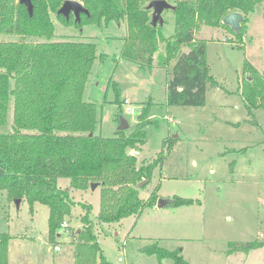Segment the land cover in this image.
<instances>
[{
    "label": "rangeland",
    "instance_id": "1",
    "mask_svg": "<svg viewBox=\"0 0 264 264\" xmlns=\"http://www.w3.org/2000/svg\"><path fill=\"white\" fill-rule=\"evenodd\" d=\"M175 5L179 0H168ZM193 3L196 0H191ZM153 12V10H152ZM55 34L51 39L30 37L32 42H93L97 58L87 82L84 99L97 107L95 133L116 135L120 117L134 130L139 114L151 103V123L147 141L135 152L139 163L164 156L151 181L140 188V197L148 199L156 191L159 198H191L190 205L148 206L139 214L120 222L98 219L101 185L74 189L67 177L59 186L76 201L59 228L55 240H49L50 208L27 199L20 203L0 191V233L12 236L8 260L11 264H75L74 234L83 226L84 210L79 202L92 205L90 214L100 247L112 264H179L173 257L160 258L142 251L146 245L178 251L188 264H264V246L249 253L228 254L231 242L264 241V109H255L256 123L248 114L242 96L246 62L264 69V5L249 14L243 41L232 29L202 25L195 33L206 43L210 74L218 85H208L204 106L171 105L168 102L170 70L160 61L166 43L160 42L152 68H142L122 57L127 37L126 22L67 26L51 13ZM164 23L158 30L170 37L176 30L173 8L165 9ZM75 20L74 14L71 16ZM152 21V13H151ZM19 40L16 35L0 33V41ZM182 52L190 47L182 46ZM118 99V101H117ZM130 102L134 113H128ZM13 107L0 133L12 131ZM60 246V249H55Z\"/></svg>",
    "mask_w": 264,
    "mask_h": 264
},
{
    "label": "trees",
    "instance_id": "2",
    "mask_svg": "<svg viewBox=\"0 0 264 264\" xmlns=\"http://www.w3.org/2000/svg\"><path fill=\"white\" fill-rule=\"evenodd\" d=\"M65 0H32L30 12L21 0H0V33L16 35L19 40L0 41V124H5L13 107V127L0 133V191H7L11 201L27 199L33 210L39 202L50 208L49 240L54 241L67 215L76 205L67 190L58 184L67 177L71 187L86 190L92 183L101 185L98 219L120 222L148 206H156L154 191L148 199L140 197L138 183L152 179L164 156L139 163L135 152L147 141L151 123V103L143 106L133 131H117L104 137L95 133L97 107L84 99V92L97 58L93 42H32L30 37L51 39L56 13L67 26L82 28L86 24L104 25L126 22L127 37L122 57L138 66L152 68L160 42L166 43L160 61L172 63L168 86L171 105L204 106L207 86H217L210 74L206 43L195 33L202 25L227 27L224 18L233 12L244 15L237 40L243 41L249 14L264 0H179L174 6L176 30L165 37L151 22L153 0H79L89 10L81 19H66L57 12ZM75 17V16H74ZM186 44L190 51L182 52ZM242 96L248 114L256 123L255 109H264V69L259 71L246 62ZM182 88V89H181ZM118 101V99H117ZM120 121V119H119ZM191 198L174 197L175 206L190 205ZM84 210L83 226L75 232V264H112L97 240L95 224L90 218L92 205L79 202ZM168 204V205H169ZM8 233H0V264H9ZM228 254L249 253L264 246V241L231 242ZM56 247V246H55ZM143 252L160 258L173 257L188 264L178 251L153 243Z\"/></svg>",
    "mask_w": 264,
    "mask_h": 264
},
{
    "label": "water",
    "instance_id": "3",
    "mask_svg": "<svg viewBox=\"0 0 264 264\" xmlns=\"http://www.w3.org/2000/svg\"><path fill=\"white\" fill-rule=\"evenodd\" d=\"M25 3L31 12L33 9L32 0H21ZM175 6L172 5L168 0H153L149 3L148 8L152 9V25L157 26V24H163L164 18L162 16L165 9L174 8ZM59 15H63L66 19H69L71 14H74L76 21L81 19L82 14L90 15L89 10L84 6V4L79 0H65L62 6L59 8L58 12ZM244 15L241 12H233L228 14L223 23L231 27V29L235 32H239L242 20ZM182 89V88H181ZM130 128V124L128 120L124 117H120V122L118 126V131H126ZM138 153V151H136ZM149 180H143L138 183L137 187L141 188L145 183ZM98 183H92L91 188L94 190L96 189ZM17 203H20V200H16ZM172 202V199H164L159 198L157 201L158 207H164Z\"/></svg>",
    "mask_w": 264,
    "mask_h": 264
},
{
    "label": "built area",
    "instance_id": "4",
    "mask_svg": "<svg viewBox=\"0 0 264 264\" xmlns=\"http://www.w3.org/2000/svg\"><path fill=\"white\" fill-rule=\"evenodd\" d=\"M126 103L128 104L127 112H128V113H134L135 110H136L135 107L132 106V105L130 104V102H128V101H126ZM62 225H63L64 228L69 227V224H68L66 221H64V223H63ZM55 249L59 250V249H60V246H56Z\"/></svg>",
    "mask_w": 264,
    "mask_h": 264
},
{
    "label": "crops",
    "instance_id": "5",
    "mask_svg": "<svg viewBox=\"0 0 264 264\" xmlns=\"http://www.w3.org/2000/svg\"><path fill=\"white\" fill-rule=\"evenodd\" d=\"M12 237V236H11ZM11 241V240H10ZM9 245H10V243H9ZM9 264H11L10 262H9Z\"/></svg>",
    "mask_w": 264,
    "mask_h": 264
},
{
    "label": "flooded vegetation",
    "instance_id": "6",
    "mask_svg": "<svg viewBox=\"0 0 264 264\" xmlns=\"http://www.w3.org/2000/svg\"><path fill=\"white\" fill-rule=\"evenodd\" d=\"M72 15V14H71Z\"/></svg>",
    "mask_w": 264,
    "mask_h": 264
}]
</instances>
